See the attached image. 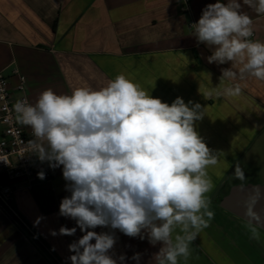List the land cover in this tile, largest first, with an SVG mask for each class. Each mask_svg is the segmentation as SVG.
<instances>
[{"label": "crops", "instance_id": "obj_1", "mask_svg": "<svg viewBox=\"0 0 264 264\" xmlns=\"http://www.w3.org/2000/svg\"><path fill=\"white\" fill-rule=\"evenodd\" d=\"M215 2L0 0V71L12 84L17 73L25 76L32 104L46 89L57 94H71L77 87L98 90L119 74L169 104L176 97L200 103L205 116L196 122V130L219 157L208 169L214 188L207 195L215 215L190 245V256L179 258V264H264V232L260 230V241L251 239L246 222L216 204L231 185L246 182L237 179L235 168L249 164L248 150L264 131V81H221V69L230 64L207 62L211 51L197 44L191 24ZM239 2L241 11L253 19L251 39L264 41V15ZM235 83L241 84L240 95H217ZM49 170L50 180L38 179L31 187L23 180L9 182L15 188V214L0 209V264H71L74 253L68 245L84 233L73 219L59 215L60 202L70 193L62 167ZM38 217L42 219L36 224ZM62 226L77 231L60 235ZM90 230L114 233L110 254L118 264L122 255L124 264H137L131 259L134 253L141 254L139 264H157L154 255L160 244L110 228Z\"/></svg>", "mask_w": 264, "mask_h": 264}, {"label": "clouds", "instance_id": "obj_2", "mask_svg": "<svg viewBox=\"0 0 264 264\" xmlns=\"http://www.w3.org/2000/svg\"><path fill=\"white\" fill-rule=\"evenodd\" d=\"M243 4L264 15V0ZM191 25L197 44L211 51L207 62L230 64L221 69V81H264V41L251 39L253 19L241 11L239 0L206 5ZM241 92V84L235 83L217 95ZM150 93L119 74L98 90L77 87L71 94H57L46 89L34 104L17 100L13 105L17 122L32 129L34 156L50 168L62 167L70 196L61 200L59 215L73 219L84 233L68 245L74 253L71 264H118L110 254L114 233L90 230L97 227L146 237L153 246L161 245L154 255L157 264H179L214 218L208 169L219 157L196 130L204 107L182 97L169 104ZM235 174L245 178L239 165ZM37 176L45 179L43 171ZM256 202V197L246 202V227L250 238L260 241L264 215L254 210ZM77 227L62 226L59 234L72 236ZM140 258V253L131 257L137 264ZM125 260L119 257L120 264Z\"/></svg>", "mask_w": 264, "mask_h": 264}, {"label": "built area", "instance_id": "obj_3", "mask_svg": "<svg viewBox=\"0 0 264 264\" xmlns=\"http://www.w3.org/2000/svg\"><path fill=\"white\" fill-rule=\"evenodd\" d=\"M25 82V76L17 73V82L12 84L0 71V176L6 179L0 177V209L11 215L15 214L11 206L15 188L10 181L23 180L31 187L39 179V171L45 173L44 180L51 178L47 162L41 163L34 156L29 143L35 139L32 129L17 122L13 109L17 100L29 102Z\"/></svg>", "mask_w": 264, "mask_h": 264}, {"label": "water", "instance_id": "obj_4", "mask_svg": "<svg viewBox=\"0 0 264 264\" xmlns=\"http://www.w3.org/2000/svg\"><path fill=\"white\" fill-rule=\"evenodd\" d=\"M251 197H256L255 211L264 215V184L235 183L220 198L218 205L229 214L247 223L245 216L246 202ZM264 232V228L260 229Z\"/></svg>", "mask_w": 264, "mask_h": 264}, {"label": "rangeland", "instance_id": "obj_5", "mask_svg": "<svg viewBox=\"0 0 264 264\" xmlns=\"http://www.w3.org/2000/svg\"><path fill=\"white\" fill-rule=\"evenodd\" d=\"M254 145L248 150L249 160L243 168L244 183L264 184V131Z\"/></svg>", "mask_w": 264, "mask_h": 264}, {"label": "trees", "instance_id": "obj_6", "mask_svg": "<svg viewBox=\"0 0 264 264\" xmlns=\"http://www.w3.org/2000/svg\"><path fill=\"white\" fill-rule=\"evenodd\" d=\"M219 200H220V198H218V199L216 200V204H218Z\"/></svg>", "mask_w": 264, "mask_h": 264}]
</instances>
